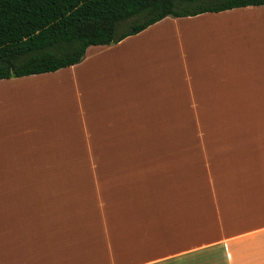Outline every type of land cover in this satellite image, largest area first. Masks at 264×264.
<instances>
[{
  "label": "crops",
  "instance_id": "obj_1",
  "mask_svg": "<svg viewBox=\"0 0 264 264\" xmlns=\"http://www.w3.org/2000/svg\"><path fill=\"white\" fill-rule=\"evenodd\" d=\"M0 264H264V5L0 80Z\"/></svg>",
  "mask_w": 264,
  "mask_h": 264
},
{
  "label": "trees",
  "instance_id": "obj_2",
  "mask_svg": "<svg viewBox=\"0 0 264 264\" xmlns=\"http://www.w3.org/2000/svg\"><path fill=\"white\" fill-rule=\"evenodd\" d=\"M264 0H0V80L54 73L168 18Z\"/></svg>",
  "mask_w": 264,
  "mask_h": 264
},
{
  "label": "rangeland",
  "instance_id": "obj_3",
  "mask_svg": "<svg viewBox=\"0 0 264 264\" xmlns=\"http://www.w3.org/2000/svg\"><path fill=\"white\" fill-rule=\"evenodd\" d=\"M78 133L79 132H76V135H77V137H78ZM78 140H83V139H78ZM84 144V143H83ZM74 154H79V153H77V152H74ZM73 165H75L76 166V164H73Z\"/></svg>",
  "mask_w": 264,
  "mask_h": 264
}]
</instances>
